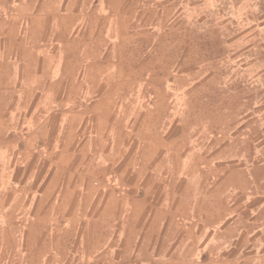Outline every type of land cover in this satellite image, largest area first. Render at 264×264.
I'll list each match as a JSON object with an SVG mask.
<instances>
[{
    "label": "rangeland",
    "instance_id": "374dc122",
    "mask_svg": "<svg viewBox=\"0 0 264 264\" xmlns=\"http://www.w3.org/2000/svg\"><path fill=\"white\" fill-rule=\"evenodd\" d=\"M34 1L49 13L31 30L39 40L25 44L27 53L42 56L33 59L27 73L39 83L43 108L51 110L56 99H77L84 92L93 100L99 90L88 95L80 89L83 83H113L118 102L113 113L124 116V127L139 146L133 154L101 155L104 168L86 177L116 187L138 181L146 190L155 183V191L165 183L175 208L179 188L193 201L225 178L238 180L241 175L231 174L234 168L246 169L252 195L262 192L264 182L253 180H264V0H6L0 4V30L7 32L18 4ZM70 2L79 8L72 30L53 15ZM22 28L30 32L26 20ZM73 35L79 40L70 46L65 40ZM87 40L93 57H86ZM17 45L0 35V62L7 60L11 71V98L20 96L18 73L24 66ZM72 81L74 89L57 86ZM256 200L259 210L249 222L245 212L228 234L246 248L214 249V260L229 253L245 257L236 264H264V196ZM185 220L172 218V233ZM172 253L177 254L174 261L89 262L221 263L177 261L179 252Z\"/></svg>",
    "mask_w": 264,
    "mask_h": 264
},
{
    "label": "crops",
    "instance_id": "0c3cea01",
    "mask_svg": "<svg viewBox=\"0 0 264 264\" xmlns=\"http://www.w3.org/2000/svg\"><path fill=\"white\" fill-rule=\"evenodd\" d=\"M46 7L36 1L18 4L7 32L0 30V35L18 43V57L24 58L18 73V98H11L7 60L0 62V264L174 261L177 254L172 250L179 252L177 261H244L245 257L229 253L214 260L210 252L246 248L228 235L233 224L243 222L245 212L248 220L259 210L256 199L264 196V189L252 195L246 169H232L231 174L241 175L238 180L225 178L223 184L193 201L179 188L176 208L165 183L155 191V183L150 185L152 190L150 186L146 190L138 181H121L116 187L86 177L104 168L101 155L133 154L139 146L124 127V116L113 113L118 103L113 83H83L80 89L88 90V95L99 90L93 100L84 92L77 99H56L51 110L43 108L44 99L37 96L39 83L27 73V66H34L33 59L42 56L27 53L25 44L39 40L31 30L48 16ZM78 10L70 2L60 12L54 9L53 15L60 26L72 30ZM25 20L28 33L22 28ZM78 40L73 35L65 41L74 46ZM93 52L87 40L86 57L95 56ZM57 86L71 90L75 82ZM16 118L19 124L14 126ZM256 180L255 184L264 182ZM172 218L189 220L172 233ZM217 223L222 228H214Z\"/></svg>",
    "mask_w": 264,
    "mask_h": 264
}]
</instances>
